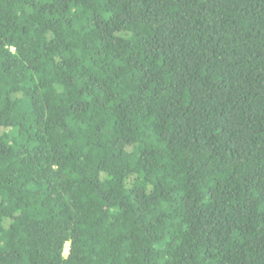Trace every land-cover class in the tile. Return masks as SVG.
<instances>
[{
	"label": "trees",
	"instance_id": "obj_1",
	"mask_svg": "<svg viewBox=\"0 0 264 264\" xmlns=\"http://www.w3.org/2000/svg\"><path fill=\"white\" fill-rule=\"evenodd\" d=\"M0 264H264V0H0Z\"/></svg>",
	"mask_w": 264,
	"mask_h": 264
},
{
	"label": "rangeland",
	"instance_id": "obj_2",
	"mask_svg": "<svg viewBox=\"0 0 264 264\" xmlns=\"http://www.w3.org/2000/svg\"><path fill=\"white\" fill-rule=\"evenodd\" d=\"M63 252H64V254H66L68 252V244L67 245L66 244L64 245Z\"/></svg>",
	"mask_w": 264,
	"mask_h": 264
},
{
	"label": "bare ground",
	"instance_id": "obj_3",
	"mask_svg": "<svg viewBox=\"0 0 264 264\" xmlns=\"http://www.w3.org/2000/svg\"><path fill=\"white\" fill-rule=\"evenodd\" d=\"M66 245L68 244V242L67 243H65Z\"/></svg>",
	"mask_w": 264,
	"mask_h": 264
}]
</instances>
